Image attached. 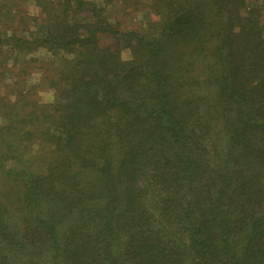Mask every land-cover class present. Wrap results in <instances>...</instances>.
I'll list each match as a JSON object with an SVG mask.
<instances>
[{"label": "trees", "instance_id": "trees-1", "mask_svg": "<svg viewBox=\"0 0 264 264\" xmlns=\"http://www.w3.org/2000/svg\"><path fill=\"white\" fill-rule=\"evenodd\" d=\"M16 3L0 264H264V0Z\"/></svg>", "mask_w": 264, "mask_h": 264}, {"label": "rangeland", "instance_id": "rangeland-1", "mask_svg": "<svg viewBox=\"0 0 264 264\" xmlns=\"http://www.w3.org/2000/svg\"><path fill=\"white\" fill-rule=\"evenodd\" d=\"M32 1L33 0H17V5L19 6V8H21L22 10H27L28 11V13H33L34 12V7H33V3H32ZM14 10H15V15H16V18H18V17H20V15L18 14V12L16 11V10H18V9H14V8H12V12L14 13ZM138 19V20H137ZM135 20H137L138 21V23H139V25H141V24H144V21H145V19H144V17H143V15L141 14V13H138L137 14V16H136V19ZM136 21V22H137ZM28 29H33L32 28V26H30V27H28ZM42 52L39 50V52L38 53H35V56H37V57H40V54H41ZM19 57V55H15L14 57H11L9 60H8V65L12 62V60H13V58H15V59H17ZM122 57L123 58H128L129 57V51L128 50H123L122 51ZM14 65H15V60H14ZM8 76V75H7ZM7 76L5 77H3L2 78V80L0 79V82L1 81H6L7 80ZM11 77H13V76H11ZM14 78H15V76H14ZM35 78L33 77V76H31V77H28V78H26V82H25V85H28V84H32V83H34V80Z\"/></svg>", "mask_w": 264, "mask_h": 264}]
</instances>
